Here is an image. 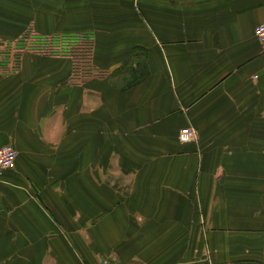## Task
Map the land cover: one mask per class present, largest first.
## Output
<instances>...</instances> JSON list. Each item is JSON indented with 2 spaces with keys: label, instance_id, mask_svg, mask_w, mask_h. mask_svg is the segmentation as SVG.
<instances>
[{
  "label": "crops",
  "instance_id": "0c3cea01",
  "mask_svg": "<svg viewBox=\"0 0 264 264\" xmlns=\"http://www.w3.org/2000/svg\"><path fill=\"white\" fill-rule=\"evenodd\" d=\"M96 2L134 16L150 48L118 71L126 99L73 85L38 100L26 76L0 101V149L19 153L0 183V264H264V0ZM189 124L199 141L181 145Z\"/></svg>",
  "mask_w": 264,
  "mask_h": 264
},
{
  "label": "rangeland",
  "instance_id": "374dc122",
  "mask_svg": "<svg viewBox=\"0 0 264 264\" xmlns=\"http://www.w3.org/2000/svg\"><path fill=\"white\" fill-rule=\"evenodd\" d=\"M96 1L100 0H0V101H18L20 96L13 97V91L9 90L17 88L26 76L33 77L32 92L38 100L42 95L41 98H48L73 85L79 87L83 99L88 92L95 93V98L99 99L106 91L126 99L118 93V71L136 66L139 57L135 52L150 48L148 35L134 16ZM91 4L95 8H91ZM132 56V62L124 63L115 71ZM60 68L64 74L70 72L62 84ZM144 68V76L149 75L146 62ZM58 83L63 87H58ZM130 86L131 83H127L126 87ZM143 103L146 104L141 107L148 113L155 109V98ZM129 104L134 105V102L129 101ZM188 110L189 107H180L175 113ZM148 122L145 120L138 126L144 131L143 145L150 148L144 160L152 161L155 129ZM176 136L181 145L199 141L197 129L190 124L180 128ZM176 156L175 163L194 159L191 151ZM176 172L179 177L191 176V171ZM261 172L256 171L254 175L263 176L264 171ZM237 176L243 175L238 173Z\"/></svg>",
  "mask_w": 264,
  "mask_h": 264
},
{
  "label": "built area",
  "instance_id": "2783aa9c",
  "mask_svg": "<svg viewBox=\"0 0 264 264\" xmlns=\"http://www.w3.org/2000/svg\"><path fill=\"white\" fill-rule=\"evenodd\" d=\"M255 37L264 49V22L256 27ZM18 157L19 153L13 146L0 149V183L7 172L16 168ZM97 264H110V261L103 260Z\"/></svg>",
  "mask_w": 264,
  "mask_h": 264
}]
</instances>
